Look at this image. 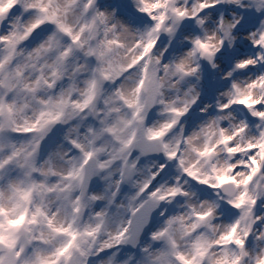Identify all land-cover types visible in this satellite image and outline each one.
I'll list each match as a JSON object with an SVG mask.
<instances>
[{
    "label": "snow or ice",
    "instance_id": "snow-or-ice-1",
    "mask_svg": "<svg viewBox=\"0 0 264 264\" xmlns=\"http://www.w3.org/2000/svg\"><path fill=\"white\" fill-rule=\"evenodd\" d=\"M0 264H264V0H0Z\"/></svg>",
    "mask_w": 264,
    "mask_h": 264
},
{
    "label": "rangeland",
    "instance_id": "rangeland-1",
    "mask_svg": "<svg viewBox=\"0 0 264 264\" xmlns=\"http://www.w3.org/2000/svg\"><path fill=\"white\" fill-rule=\"evenodd\" d=\"M205 100H207L208 98L207 97H204Z\"/></svg>",
    "mask_w": 264,
    "mask_h": 264
}]
</instances>
